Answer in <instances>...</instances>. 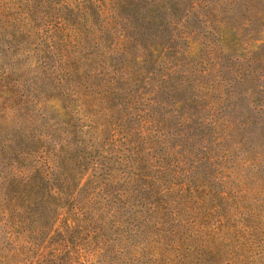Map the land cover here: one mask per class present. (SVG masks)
Returning <instances> with one entry per match:
<instances>
[{"label":"rangeland","instance_id":"rangeland-1","mask_svg":"<svg viewBox=\"0 0 264 264\" xmlns=\"http://www.w3.org/2000/svg\"><path fill=\"white\" fill-rule=\"evenodd\" d=\"M0 264H264V0H0Z\"/></svg>","mask_w":264,"mask_h":264},{"label":"trees","instance_id":"trees-1","mask_svg":"<svg viewBox=\"0 0 264 264\" xmlns=\"http://www.w3.org/2000/svg\"><path fill=\"white\" fill-rule=\"evenodd\" d=\"M28 209V206H25L24 208H21V211L24 212V211H27Z\"/></svg>","mask_w":264,"mask_h":264}]
</instances>
